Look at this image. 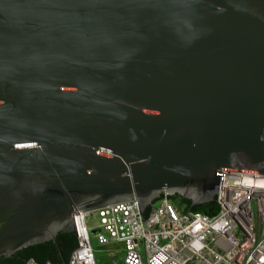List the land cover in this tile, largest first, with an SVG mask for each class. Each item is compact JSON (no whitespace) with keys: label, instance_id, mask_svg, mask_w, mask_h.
Returning <instances> with one entry per match:
<instances>
[{"label":"water","instance_id":"water-1","mask_svg":"<svg viewBox=\"0 0 264 264\" xmlns=\"http://www.w3.org/2000/svg\"><path fill=\"white\" fill-rule=\"evenodd\" d=\"M225 171L264 175V0H0V257Z\"/></svg>","mask_w":264,"mask_h":264},{"label":"built area","instance_id":"built-area-1","mask_svg":"<svg viewBox=\"0 0 264 264\" xmlns=\"http://www.w3.org/2000/svg\"><path fill=\"white\" fill-rule=\"evenodd\" d=\"M214 202L212 216L182 212L166 194L141 213L134 198L76 210L68 264H98L92 241L120 245L121 264H264V175L222 172Z\"/></svg>","mask_w":264,"mask_h":264},{"label":"trees","instance_id":"trees-1","mask_svg":"<svg viewBox=\"0 0 264 264\" xmlns=\"http://www.w3.org/2000/svg\"><path fill=\"white\" fill-rule=\"evenodd\" d=\"M168 198L182 212L202 213L208 216L217 212V205L214 201L191 205V200L182 199L178 195H171ZM76 247L77 239L73 232H60L55 241L23 248L10 257H0V264H26L29 259L35 260L38 264H45L46 262L68 264Z\"/></svg>","mask_w":264,"mask_h":264},{"label":"rangeland","instance_id":"rangeland-1","mask_svg":"<svg viewBox=\"0 0 264 264\" xmlns=\"http://www.w3.org/2000/svg\"><path fill=\"white\" fill-rule=\"evenodd\" d=\"M95 259L102 264H110L112 260H115L118 264H121L120 245L100 246L94 241L91 243Z\"/></svg>","mask_w":264,"mask_h":264}]
</instances>
